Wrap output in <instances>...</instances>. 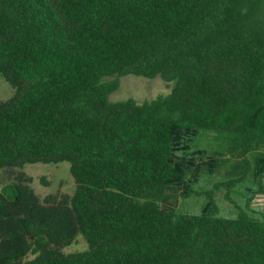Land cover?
I'll return each mask as SVG.
<instances>
[{
    "label": "trees",
    "instance_id": "obj_1",
    "mask_svg": "<svg viewBox=\"0 0 264 264\" xmlns=\"http://www.w3.org/2000/svg\"><path fill=\"white\" fill-rule=\"evenodd\" d=\"M0 74L21 85L0 101V264H264V152L245 157L264 142V0H0ZM126 74L172 86L110 100ZM210 132L250 172L232 215L211 191L179 211L221 160ZM39 161L69 162L74 194L40 200L21 169Z\"/></svg>",
    "mask_w": 264,
    "mask_h": 264
},
{
    "label": "rangeland",
    "instance_id": "obj_2",
    "mask_svg": "<svg viewBox=\"0 0 264 264\" xmlns=\"http://www.w3.org/2000/svg\"><path fill=\"white\" fill-rule=\"evenodd\" d=\"M118 79V88L109 95V99L112 101L131 97L140 103L167 94L172 86V82L164 81L159 76L146 78L126 74ZM20 89L21 85L13 84L0 74V101L14 98ZM197 145L204 148L206 153L211 154L217 160V157L221 156L219 158L221 160L215 166V170L209 172L206 169V172L201 175L198 185L194 188L196 193H192L181 201L179 211L182 213L197 211L204 201L205 192L211 191L216 199L219 214L232 215L235 211V204H241L242 194L246 191L245 187L252 185L250 172L249 170L245 173L241 172L239 165L241 156H239L238 150L229 142L216 137L214 133H205L198 140ZM262 152H264V142L254 147L245 157L252 160L257 153ZM21 169L32 178L31 186L40 200L48 194L54 193L73 195L76 190V182L70 171V163L67 161L28 162L24 163ZM7 177V171L0 169V187L7 181ZM251 206L257 211L264 212V193H257L251 201ZM87 247L88 244L83 235L78 234L74 241L64 247L62 251L65 254H70L84 251ZM32 257L33 255L28 256V258Z\"/></svg>",
    "mask_w": 264,
    "mask_h": 264
}]
</instances>
